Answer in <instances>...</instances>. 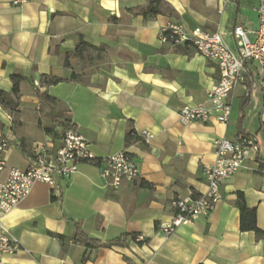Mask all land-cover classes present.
Here are the masks:
<instances>
[{"label":"crops","instance_id":"obj_1","mask_svg":"<svg viewBox=\"0 0 264 264\" xmlns=\"http://www.w3.org/2000/svg\"><path fill=\"white\" fill-rule=\"evenodd\" d=\"M15 1L0 0V91L11 92L13 74L24 80L13 102L0 103V136L10 138L0 182L11 168L28 169L36 145L57 147L69 128L96 159L129 153L139 176L112 190L100 176L102 164H81L69 179L55 177L54 187L35 183L15 209L0 212V229L20 243L4 263L264 264V238L240 230L234 204L242 193L264 233V89L257 64L247 63L243 83L231 92L226 125L213 118L183 125L180 109L208 106L219 69L189 45L160 41L162 27L178 24L220 31L235 50V26L255 39L258 0H160L174 15L148 20L138 12L148 0ZM240 134L252 136L257 149L221 184L220 202L208 217L165 237L158 227L171 220V201L204 193L214 143ZM75 224L94 242L125 234L144 242L87 247L69 240Z\"/></svg>","mask_w":264,"mask_h":264},{"label":"built area","instance_id":"obj_2","mask_svg":"<svg viewBox=\"0 0 264 264\" xmlns=\"http://www.w3.org/2000/svg\"><path fill=\"white\" fill-rule=\"evenodd\" d=\"M23 2L24 0H17L14 3ZM258 2L259 26L255 39L250 41L244 27L235 26L232 30L235 50L228 47L220 31L208 32L200 28L188 31L178 24H168L160 29L162 43L189 45L197 55L214 61L219 69L218 82L206 92L208 106L182 107L178 113L181 124L206 123L213 118L226 125L231 114L230 94L238 84L243 83L247 63L257 64L259 86L264 89V0ZM143 136L145 139L150 138L147 134ZM9 145L10 138L0 136V174L7 169L5 154ZM214 147V163L204 169L205 192L196 197L171 201L172 218L158 227L165 237L171 236L181 226L192 224L198 217H208L221 200V184L243 167L250 151L257 149L255 139L246 134L238 135L234 141L218 140ZM31 155L27 170L11 168L7 171L6 179L0 182V212L3 214L15 209L35 183L54 187L55 177L69 179L78 172L81 164H102L100 176L112 190L133 182L139 176L138 164L129 153L122 151L96 159L90 152L86 139L73 128L63 133L57 147L49 144L36 145ZM136 241H143V238L138 237ZM19 250V241L0 229V264H5V256L14 255Z\"/></svg>","mask_w":264,"mask_h":264},{"label":"trees","instance_id":"obj_3","mask_svg":"<svg viewBox=\"0 0 264 264\" xmlns=\"http://www.w3.org/2000/svg\"><path fill=\"white\" fill-rule=\"evenodd\" d=\"M138 12L142 15L144 20L154 18L157 15H161V14L174 15L173 9L170 8L168 5H166L165 3L161 2L160 0H148L144 6L138 8ZM11 79L13 82V87L11 89V92L4 93L0 91V103L2 105H4V100L13 102V97L16 96V94L18 93V84L20 81L24 80V77L16 73L11 76ZM45 99H49V97L45 96ZM63 117H64V113L60 116V118L63 119ZM131 138H133V134L127 133L126 140L129 141V139ZM234 204L240 213V230L242 232H253L257 237L264 238V233L260 231L256 226V213L254 209H249L246 206L245 199L242 193L238 192L236 194V200ZM59 238H61L62 240L64 239L63 237H59ZM136 238H137L136 234H125L107 243L94 242L88 239L81 232L78 224H75L74 234L69 240H73L75 242L83 244L84 246L92 247V248H99V247L111 248L116 246L124 247L126 246L127 241H135ZM143 242L144 241H138V244H142Z\"/></svg>","mask_w":264,"mask_h":264}]
</instances>
